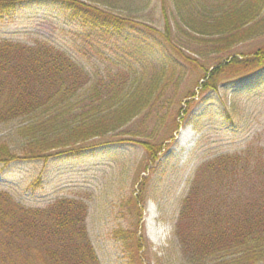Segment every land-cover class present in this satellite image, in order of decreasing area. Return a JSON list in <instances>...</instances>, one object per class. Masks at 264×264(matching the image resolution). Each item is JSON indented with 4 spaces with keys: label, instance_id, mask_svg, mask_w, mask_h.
<instances>
[{
    "label": "trees",
    "instance_id": "obj_1",
    "mask_svg": "<svg viewBox=\"0 0 264 264\" xmlns=\"http://www.w3.org/2000/svg\"><path fill=\"white\" fill-rule=\"evenodd\" d=\"M174 1L175 18L170 20L165 11L163 31L145 28L143 23L83 0H0V24L18 21L25 9L47 7L85 28L122 40L131 54L151 57L158 50L162 56L157 58L175 69L177 61L167 50L183 53V49L192 50L188 47L197 45L192 51L206 55L216 50L215 45L229 47L240 41L251 33L247 27L258 29L264 20L259 18L264 0ZM144 30L150 37L142 47L135 34ZM209 35L216 38L204 37ZM182 59L189 57L183 54ZM257 71H264V48L219 63L211 81L201 87L204 92L222 85L230 88ZM143 76L129 68L93 78L54 45L0 43V129L16 130L26 139L21 152L27 159L80 158L97 148L94 137L124 127L148 107L155 86L142 85ZM259 97H264V81L260 80L245 95L247 102ZM240 105L226 109L225 119L235 121ZM182 112L180 115L185 114ZM144 145L155 167L141 177L139 189L124 199V207L129 205L132 216L137 212L139 218L114 232L132 261L142 257L146 238L141 215L148 188L158 174L156 166L167 148ZM19 158L8 139L0 141V165L8 166ZM42 186L38 178L32 189ZM88 217V205L79 197L62 196L41 207H28L8 190L0 189V264H100L89 235ZM176 235L187 264H205L208 257L214 261L226 254L245 264L264 260V152H255L250 144L240 154L220 156L202 165L182 200Z\"/></svg>",
    "mask_w": 264,
    "mask_h": 264
},
{
    "label": "rangeland",
    "instance_id": "obj_2",
    "mask_svg": "<svg viewBox=\"0 0 264 264\" xmlns=\"http://www.w3.org/2000/svg\"><path fill=\"white\" fill-rule=\"evenodd\" d=\"M83 1L160 31L166 29L167 13L172 17L170 20L175 18L174 0ZM49 9H25L18 21L1 23L0 43L54 45L73 57L93 78L133 68L139 77L144 74L142 85L155 86L154 95L149 98L148 107L130 123L102 137H94L97 148L80 158L60 156L48 162L27 159L21 152L26 139L19 137L16 130L1 128L0 141L8 139L20 158L8 166L0 165V189L8 190L16 201L28 207H41L62 196L84 199L89 208V235L100 264H187L184 247L176 235V224L182 200L199 168L217 157L240 154L250 144L255 152H264V97L251 102L245 98L258 80L264 81V71L254 72L230 88L222 85L218 90L204 92L201 87L211 81L219 63L226 64L232 56L242 57L264 48V12L259 17L263 20L259 28L247 27L251 33H244V38L229 47L215 45L216 50L206 55L192 51L197 45L188 47L192 50L183 49V53L173 48L172 52L167 50L177 61L178 67L174 69L157 58L162 56L158 50L151 57L131 54L122 40L85 28L61 12ZM185 31L190 33L189 28ZM147 33L144 30L135 34L142 47L148 44ZM219 47L223 50L219 51ZM183 54L189 60H183ZM137 86L141 87L138 83ZM240 102L236 120H226L225 110H232ZM180 111L186 115H180ZM144 143L162 144L167 148L160 156V165L156 166L158 174L148 188L141 215L146 238L142 257L132 261L123 243L115 239L114 232L127 228L131 221L136 223L139 218L135 206L132 205L134 217L129 205L124 207V199L139 189L141 177L155 167ZM38 178L43 186L34 190L32 187ZM204 261L205 264H245L229 254ZM257 264H264V260Z\"/></svg>",
    "mask_w": 264,
    "mask_h": 264
},
{
    "label": "bare ground",
    "instance_id": "obj_3",
    "mask_svg": "<svg viewBox=\"0 0 264 264\" xmlns=\"http://www.w3.org/2000/svg\"><path fill=\"white\" fill-rule=\"evenodd\" d=\"M150 210V209H149Z\"/></svg>",
    "mask_w": 264,
    "mask_h": 264
}]
</instances>
